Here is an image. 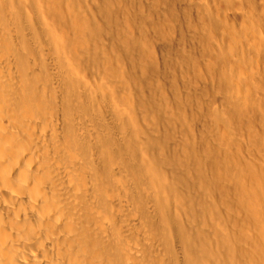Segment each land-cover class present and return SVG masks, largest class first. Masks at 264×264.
I'll list each match as a JSON object with an SVG mask.
<instances>
[{
  "label": "rangeland",
  "instance_id": "rangeland-1",
  "mask_svg": "<svg viewBox=\"0 0 264 264\" xmlns=\"http://www.w3.org/2000/svg\"><path fill=\"white\" fill-rule=\"evenodd\" d=\"M36 1L39 0H26L27 3L25 0H15V12L9 15L8 29L14 35V40L17 38L15 35L21 36L23 41H19V45L21 48L26 46L29 52L27 67L32 73L31 87L34 86L38 92L42 91L44 96H49L52 92L59 99L56 98L57 102L62 103L58 104V114L60 121L68 124L63 145L74 164V172L84 181L87 202L94 217L102 221L100 225L104 227V231L115 230L117 235L120 234L128 254V263L264 264V255H258L253 243H250L255 237L258 238V227L264 226L261 223L264 222V200L256 199L249 206L245 204L248 190L253 193L256 187L257 190L262 186L264 188V182L261 183L264 181V61L261 62L264 60V53L257 49L250 52L248 49H241L238 52L240 44L237 43L245 36L247 39L251 38L250 33H247L249 37L247 34L241 37L242 32H249L243 31L248 27L238 29L246 20H252L254 25L251 24L249 28L260 30L256 31L264 39V23L261 22L260 25L259 22V19L262 21L264 18V0H187L188 7L185 8L178 0H166V6L153 5L154 0H130L133 18L129 29L124 13L126 0H50L42 4V12ZM141 2L144 3L139 7L140 13L136 7ZM148 3L151 4L150 7ZM237 4L245 7L246 12L241 14L244 8L240 9ZM156 10L157 15L153 14ZM148 16L151 22L147 27L150 32L154 22L159 26L166 22L163 25L165 29L175 23L187 26V30L183 26V31L178 34H194L192 30H197V26L199 34L202 29L211 33L216 38L218 47L214 46L206 52L205 61L218 63L220 68L219 62L222 64L224 58L222 69L225 66L224 69L233 75L220 68L226 76L230 74L234 77L235 71L237 74L236 63H240L239 71L245 65L250 68L261 65L257 67L261 72V79L256 77L251 82L253 85L250 83L247 86L254 94L248 92L250 96H247L249 88L244 87L247 89L244 95L249 97V101L253 99L255 102L248 104L242 113L235 106V82L238 77L242 78L240 72L249 70L247 67H243L246 70L238 71L240 75L237 74V78L229 76L235 80H232L235 83L233 93L225 87L220 77L210 78L207 71L203 77H196L193 70L183 76L184 68L180 61H183L185 55L191 54L198 61L203 57L200 54L198 36L189 37V44L185 46H178L174 41L165 43L159 51L156 70L141 61L137 53H133L132 58L127 57L124 50L127 34L131 35V40L138 32L141 34L146 23L144 18L147 19ZM241 16L244 21L240 20L243 19ZM81 18L83 23L79 20ZM250 23L247 22L248 26ZM73 24L75 25L72 26ZM188 24L192 30L188 29ZM231 35L235 36L231 41L237 37L242 38L235 40L239 46H235V41H230ZM178 39L180 43L183 42L179 37ZM222 40L227 45L220 42ZM244 41L242 45L246 44ZM251 41L252 39H248L249 43ZM232 44L238 48H234ZM228 45L230 49L224 51L229 48ZM231 50L233 55L229 59L230 54L228 56L226 52ZM175 54L177 56H173ZM250 54L253 59L249 64L246 61L250 59L247 57ZM254 58L261 60L256 61ZM177 62L180 64L177 65ZM231 68L233 69L230 70ZM161 70L162 77L158 76ZM174 75L176 76L173 77ZM37 78L44 81L45 86ZM187 78L190 81L186 82ZM239 84L243 86L240 82ZM240 85L241 90L237 88V91L243 95L244 88ZM163 87L165 88L162 89ZM176 88L181 91L177 92ZM171 89H174V94ZM173 95L180 101L173 99ZM178 96H182L183 100ZM126 99L130 100V105L126 104ZM174 102L177 106H174ZM63 113L65 114L61 115ZM250 208L260 213L262 219L254 216ZM227 240L238 253L227 254ZM204 248L209 251L202 255L199 249Z\"/></svg>",
  "mask_w": 264,
  "mask_h": 264
},
{
  "label": "bare ground",
  "instance_id": "bare-ground-1",
  "mask_svg": "<svg viewBox=\"0 0 264 264\" xmlns=\"http://www.w3.org/2000/svg\"><path fill=\"white\" fill-rule=\"evenodd\" d=\"M14 1L15 0H0V264H129L128 263V260H129L128 254H127L125 245L122 244L120 234L117 235V231H115V230L108 231V232L104 231V227L100 225V224H102V221H98L97 218L94 217V215H93V213L89 207V204L87 202L88 196H87L84 181L74 172V164L72 163V160L69 156V153L65 150V147L63 145V137H65L64 135L67 134L68 124L67 123L65 124L64 122L60 121L61 119H60L59 114H58V106H59L58 104H60L61 102L60 103L57 102L58 98L52 92L49 96H44L42 91L38 92V90L37 91L35 90L34 86L31 87V78L30 77H31L32 73L30 72L29 68L27 67L28 66V60H29V52L27 51L26 46L21 48V46L19 45V41H21V42L23 41L21 36L18 34H17L18 36L15 35V37H17V38H16V40H14L15 39V38H13L14 35L11 34L9 29H8L9 23H10L9 22V19H10L9 15L15 12ZM49 1L50 0L36 1L39 4L40 9H41L39 11L42 12L43 11L42 10L43 8H41L42 4H44L45 2H49ZM54 1H53V3H54ZM131 1H133V0H131ZM173 1L175 2L176 0H173ZM178 1H179V3L182 4L183 8L188 7L187 4L189 2L187 3V0H178ZM25 2H26V0H25ZM131 3L133 5V2H131ZM142 3H144V2L139 3L138 8L136 7L137 11L140 10L139 7L141 6ZM239 3H240V1H239ZM15 4H17V3H15ZM123 4H124V2H123ZM152 4L153 5H156V4L165 5L166 0H154V2ZM168 4H170V3H168ZM18 5H19V2H18ZM150 5L151 4L148 3V7H150ZM177 5H179V4H177ZM211 5H212V3H211ZM246 5H247V3H246ZM223 6H224V4H223ZM58 7H60V6L58 5ZM144 7H145V5H144ZM162 7L163 6H161V9H162ZM238 7H240V9L244 8L243 11L239 10V11H241V14H242V12L243 13L246 12L245 7H242L239 5H238ZM49 8H50V6H49ZM51 9H53V8H51ZM56 9H57V7H56ZM167 9H165V10H167ZM194 9H196V8H194ZM131 10L132 9L130 7V0H126L124 13H125V19H126V23L128 25V29L130 27V23L132 22V18H133V15H132L133 11H131ZM217 10H219V9H217ZM39 11H37V12H39ZM248 11L249 10H247V12ZM157 12H158V10H156L153 14L157 15ZM167 12H169V11H167ZM140 13H141V10H140ZM140 13L138 12V15ZM16 14H18V13H16ZM194 16H196V15H194ZM52 17H54V16H52ZM143 17H144V15H143ZM145 17H146V15H145ZM140 18L142 19V17H140ZM168 18H169V16H168ZM241 18H243V17L241 16ZM144 19L146 20V23L143 26L144 27L143 32L141 34H138L139 33L138 32L133 37L134 38V39H132L133 42H132L131 37H130L131 35L127 34V36H126V34H124L127 37L126 41H125V49H124L125 55L127 57L130 56L129 58H132L131 56L133 55V53L134 54L137 53L139 56L138 58H140L141 61L143 60L146 65L149 64V65H147L148 67H151L153 70H156L157 69L158 54H159V51H161V49L165 43L167 44V43H170L171 41H174V43H177L178 46H180V44H183V46H185V45L189 44V40H188L189 37L194 38V37L198 36L199 42L201 44L200 45V47H201V53L200 54L203 57L199 61L197 60L198 58L193 57L191 54L185 55V58L182 57L184 59H183V61L181 59L180 63H181V67L184 68V69H182L183 76H187L186 73H190V72L195 71L196 73L195 72L194 73L196 74V77H203L205 74L204 72L207 71L208 74L210 75V78L211 77L213 78L214 76L220 77V79H222L225 87L228 90L230 89V91L232 93L234 90L233 84L236 83L235 87L239 88V85H240L239 82H240L241 84H243V86H241V85L240 86L244 88L245 86L247 87L252 82V80H254L256 77H260L261 72L258 71L259 68H257V67H259L261 65L258 64L259 66L257 65L256 67H253V68H250L249 65H248L249 67L247 65H245V67L249 68V70H246V69H244L245 68L244 66H243L244 68L241 66L242 70L244 69L247 72L242 71V70H240V71H242V72H240L238 70L240 68V67H238V65L240 66V63H236V61H234L237 64V66L235 68H238L237 74L240 75V73H242L243 76H240L242 78L239 79V77L235 71L234 77H236V78L238 77V78H237V82L233 83L232 80H234V79H230V78H234V77H232L233 75L229 70L224 69L225 66L223 67V69L225 71H228V73L230 72V74L232 76L230 74H228L229 76H231L229 78V76H226L221 71V69H222L221 65H224L223 61H225L224 58H223L222 64L219 62L221 69L217 65L218 63L213 64V63L209 62V60L205 61L207 59V58L205 59V57L207 56V55H205L206 52L209 51L210 48L213 49L214 46H215V48H216V46L218 47V43H217L216 38L214 36H212L211 33L206 32L205 29L200 30L201 34H199L198 26H197L198 31L197 30L194 31V30H192V28L188 24V26H189L188 29L192 30L194 34H178L179 31L180 32L183 31V26L185 27L184 30H187V26L175 23L169 29H167V28L165 29V27H163V25H165L166 22L164 24L163 21H161L163 23V25L160 24V26H159L157 24V22H154L153 25L151 26L152 30L150 32L148 30L149 27H147L148 24L150 25V22H151L149 19V16L147 17V19H149V20H147L146 18H144ZM172 19H173V17H172ZM184 19H186V18H184ZM200 19H202V18H200ZM263 19L264 18H262V21H260V19H259L260 25H261V22L264 23ZM12 20H14V19H12ZM71 20L72 19H70V21ZM79 20L81 21L82 18ZM155 20H156V17H155ZM240 20L244 21V18L240 19ZM80 21H79V23H80ZM188 22H190V21H188ZM239 22H241V21H238V23ZM245 22H242L241 24L243 25V23H245ZM247 22L250 23L249 21H247ZM247 22L245 24L246 27H245V25L244 26L240 25V27L238 29H240L241 27H243L244 29L248 27L247 29H250V30L245 29L243 31H249V32H246L245 34H244V32H242L243 34L239 33L238 37L241 35H242L241 37H244V35H246L247 33H250V35L247 34V36L248 35L251 36V38H248V39L249 40L252 39V41H251L252 43L248 42V39L246 36H245L246 39L244 38L243 40H242V38L239 39L240 37L238 38L236 36L237 39H235V40H237V41H239V40L244 41L245 40L246 42L245 41L244 42L246 44L242 45L243 44L242 41H239L240 43L239 42H237V43L240 44V47L239 48L235 47L238 44L236 43L235 40L231 41L232 38H235V36L232 37V35H231L230 41L232 43L235 41V43H234L235 46H234V44H232L231 46H233L236 49L237 48L240 49V50H238V52L241 51V49H242V51H243V49H248L249 52L257 49V50H261V53L262 52L264 53V39L262 37L260 38L261 33H258V31L260 32V30H258L257 28L256 29L255 28H249V27H251L252 22L249 24L250 26H248ZM259 22H258V24H259ZM137 23H138L137 26H139V22H137ZM57 24H59V23H57ZM75 24H76V22H75ZM75 24H73L72 26H74ZM204 24H205V22H204ZM53 25H52V27H54ZM252 25H254V24H252ZM262 26L264 27V25H262ZM252 27H254V26H252ZM256 27H258V26H256ZM243 28H241V29H243ZM178 29H180V30H178ZM63 30H65V29H63ZM256 30H258V31H256ZM88 31H89V29H88ZM149 32L151 34H149ZM80 33H82V32H80ZM51 35H53V34H51ZM233 35H235V34H233ZM219 36L221 37L220 33H219ZM228 36H229V34H228ZM50 37H52V36H50ZM178 37L181 39V41H183L182 43H180V40L178 39ZM56 40H57V38L55 39V43H56ZM70 40H71V36L69 39V43L71 42ZM74 42L75 41H73V43ZM220 42L224 43L223 40ZM247 42H248V44H247ZM59 43H60V41H59ZM224 44H226V43H224ZM66 45H68V43ZM65 47H67V46H65ZM224 48H225V46H224ZM183 49H186V47H184ZM226 49L227 50H224V51H228V49H230V46H229V48L227 47ZM231 49H233V48L231 47ZM56 50L58 52L60 51L59 48H56ZM233 50L226 52L228 54V56L230 54V57H228L229 59L232 58L231 54L233 55V53H232ZM70 52H71V50H70ZM256 53H258V51ZM57 54H56V56H57ZM176 54L173 56H177ZM244 54L242 56L243 58L245 57ZM210 55H208V57H210ZM234 55H236V54H234ZM250 56H251V54L247 57L250 58ZM255 56H256V58H258L257 55H255ZM134 57H135V55H134ZM247 57H246V59H247ZM138 58L136 56V59H138ZM256 58H254L256 61L259 60ZM262 58H263V56H262ZM246 59H243V61ZM252 59H253L252 57L249 60L247 59L246 63L248 62L250 64L249 61ZM169 60H171V58H169ZM174 61H176V60L174 59ZM212 61H214V60H212ZM262 61H264V60H261V62ZM160 62H161V59H160ZM253 62H255V61H253ZM232 63L233 62L231 61V64ZM179 64L177 62V65H179ZM136 65H137V63L135 62V67H136ZM141 66H142V63H141ZM168 66H169V64H168ZM168 66H166V67L168 68ZM129 67H128V69H129V74H130V68ZM161 68H162V66H161ZM187 69L190 71L187 72ZM227 69H229V68H227ZM232 69L233 68H231L230 70H232ZM125 70H126V68H125ZM131 70H133V68ZM179 70H180V68H179ZM191 70H193V71H191ZM162 71L163 70H161V73L158 76H161V74L163 75ZM176 71H177V69H176ZM238 71L240 73H238ZM113 72H114V70H113ZM158 72H160V71H158ZM167 72H168V69H167ZM233 72H234V70H233ZM263 72H264V70H263ZM178 74H180V73H178ZM195 74H193V75H195ZM33 75H35V74H33ZM235 75H237V76H235ZM132 76H134V75H132ZM149 76H150V72H149ZM175 76L176 75H174L173 77H175ZM155 77H157V76H155ZM165 77H167V75ZM142 78H144V77H142ZM176 78H178V77H176ZM135 79H133V80L135 81ZM179 79H181V78H179ZM238 79H239V82H238ZM259 79H261V77ZM36 80H40V79L37 78ZM137 80H138V78H137ZM165 80H167V79H165ZM168 80H170V79H168ZM181 80H183V79H181ZM188 80L189 79L187 78V80H185V81L187 82ZM202 80H203V78H202ZM202 80H200V81H202ZM185 81H183V82H185ZM197 81H199V79H197ZM40 82H41V80H40ZM40 82H37V84L38 85L42 84L43 86H45L44 81L41 82V84H40ZM165 82L167 83V81H165ZM154 85H156V83ZM162 85H163V83H162ZM125 86H128V84H126ZM40 87L41 86H38V88H40ZM164 88L165 87H163L162 89H164ZM237 88L235 89V91L237 92V94H239V92L237 91ZM248 88L249 87H247V89ZM191 89H192V87H191ZM143 90H145V89H143ZM173 90H172V93H173ZM176 90H177V88H176ZM239 90H241V88H239ZM242 90L244 92V93L241 92V93H243V95L239 94L240 95L239 96L235 92L233 93V94H235L234 98H236V102H237V103H235L236 109L237 110L240 109L238 111L240 113H242V112H244V110H246V107H248V104L255 102L253 99H250V101H249V99H248L249 97H247V96H250L248 92H251V91H249V90H251V88H249L247 91L245 90V88ZM129 91H131V90H129ZM156 91L159 92L160 89L159 90L156 89ZM180 91L177 90V92H180ZM184 91L186 93V89ZM192 91H194V90L192 89ZM245 91L248 93V94L246 93L247 96L244 95ZM143 93H145V92H143ZM182 93H184V92H182ZM185 93H184V95H185ZM252 94H254V93H252ZM192 96H194V95H192ZM244 96L247 98H244ZM252 96H251V98H252ZM181 97H179V98H181ZM230 97L233 98L232 95ZM174 98H175V95H173V99ZM129 101H130L129 99H126V104L130 105ZM159 101H160V98H159ZM176 101H178V100L176 99ZM179 101H180V99H179ZM162 102H164V101L162 100ZM175 102H174V106H177L176 105L177 102L176 103ZM189 102H191V101H189ZM185 104H187V103H184V105ZM180 105H181V103H180ZM179 107H178V109H179ZM181 107H182V105H181ZM60 109H61V106H60ZM154 109H156V107H154ZM161 109H162V107H161ZM175 109H177V107H175ZM183 109H184V107H183ZM183 109H181V110H183ZM187 109H188V107H187ZM62 110L63 109H61V111ZM169 110H170V107H169ZM172 110H174V109H172ZM179 111H180V109H179ZM174 112H175V110H174ZM176 113H178V112H176ZM64 114L65 113H63L61 115H64ZM178 115H179V113H178ZM61 117H64V116H61ZM181 118H182V116H181ZM181 118H180V120H181ZM65 119H63V120L65 121ZM64 130H65V133H64ZM252 130L253 129L251 128V131ZM222 152H223V150H222ZM255 172H257V171H255ZM253 175H255V174H253ZM260 180H261V178H260ZM262 182H264V181L262 180L261 183ZM214 187L216 188V186H214ZM256 188H255L256 191H254V192L252 191L253 193H250V191L247 189L249 193L247 192L248 193L247 196L244 195L246 197V200H245L246 205L249 206L250 204H253L254 202H256V199L264 200V188H263V186L261 187L262 191H261V188H259L260 190H257ZM251 190H254V189H251ZM246 191H244V192H246ZM258 191H260V193H258ZM259 195H260V198H259ZM259 200H258V202H261ZM241 204H243V203H241ZM245 204H243V205H245ZM254 205H253V207H254ZM263 207H264V205H263ZM250 210L254 214V216L258 217L259 219H262L260 213L255 212L251 208H250ZM259 219H258L257 223H259ZM248 220L252 221L251 219H248ZM253 221H254V218H253ZM255 223H256V219H255ZM261 223L263 224L264 222L262 221ZM233 228H235V227H233ZM258 228H259V232L257 233L258 238L255 239L256 238L255 237L253 239V241L250 243L251 244L253 243V245H254L253 248L255 247L254 249H256V251L258 252V255H261V254L264 255V226L260 225ZM246 238H248L247 235H246ZM225 247H226L225 251L227 252L228 255H234V254L238 253L237 250H235L233 244H231L228 240L225 243ZM208 251L209 250H206L205 248L199 249V252L202 255H205ZM245 255H247V254L245 253ZM255 261H256V259H255ZM250 264H254V262L253 263L250 262ZM259 264H261V263H259Z\"/></svg>",
  "mask_w": 264,
  "mask_h": 264
}]
</instances>
